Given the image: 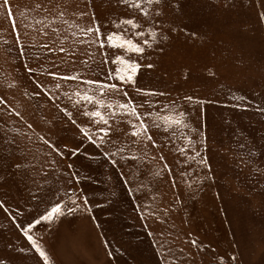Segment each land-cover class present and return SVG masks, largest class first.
<instances>
[{"label":"rangeland","instance_id":"obj_1","mask_svg":"<svg viewBox=\"0 0 264 264\" xmlns=\"http://www.w3.org/2000/svg\"><path fill=\"white\" fill-rule=\"evenodd\" d=\"M166 3L167 39L153 42L148 52L155 67L138 77L143 88L165 93L160 114L151 118L160 125L152 134L161 147L121 134L104 146L123 149L113 165L104 148L87 141L76 156L65 151L80 138L55 103L73 111L61 94L87 86L48 73L81 70L102 79L97 45L85 42L92 37L80 26L95 13L110 27L124 8L115 0H10L6 9L0 0V202L12 210L0 208L4 264H37L17 225L27 227L55 202L63 215L30 232L49 264H264V0ZM50 94L61 100L54 103ZM196 98L211 103L198 105ZM170 100L176 111L162 107ZM169 115L181 123H166ZM50 160L56 161L51 167Z\"/></svg>","mask_w":264,"mask_h":264},{"label":"snow or ice","instance_id":"obj_2","mask_svg":"<svg viewBox=\"0 0 264 264\" xmlns=\"http://www.w3.org/2000/svg\"><path fill=\"white\" fill-rule=\"evenodd\" d=\"M3 4L6 9L10 8V0H3ZM115 5L116 7H123L124 13L115 16L109 21L110 27L100 25L96 20L95 13H93L88 24L80 26V32L85 36L92 37L91 40L85 42L89 45L95 42L97 45L96 51L100 53L99 68L103 78L101 79L100 76L90 78L87 73L81 70H77L72 74L48 73L58 81L65 83L76 82L78 85L87 86L86 91L83 92L77 88L71 95L67 92L61 94V96H66L72 102L73 111H69L67 106L61 107L59 103H55L61 100V96L56 94L49 95V99L63 113V117L67 118V122H70L78 130L80 138L78 144L65 150L73 156L79 153L81 150L80 145L84 141L100 149L104 148L110 141L114 143V138L121 134L132 139L133 143L144 141L150 144L152 148L161 147L152 134L153 128H160V125L156 124L151 118L160 114V110L157 109V102L160 97H165V93L143 88L138 85V77L141 69H152L155 67L148 52V49L154 47L153 42H155V46H158L167 39V35L164 33L169 30L165 29L166 21L163 18V8L167 6V3L166 0H115ZM9 15H11L10 12ZM63 15L64 13L61 12L60 16L62 17ZM80 16H87V12L80 11ZM43 47L49 51L51 50L46 44ZM113 50H117L120 54L117 55ZM59 51L64 52L65 49L61 47ZM161 52H163V48H161ZM113 56H115L114 60L112 59ZM90 59H92L91 56ZM84 63L87 64V61ZM110 64L119 66L115 68L114 72L112 70L105 71V65ZM25 67L29 73H32L31 67L28 65H25ZM61 87L60 83L56 84L57 89ZM37 88L42 89V84L37 83ZM73 95L77 99L73 100ZM136 97H145V99L137 104L135 102ZM148 97L154 99H147ZM105 98H108L107 102ZM184 99L188 103H192L194 100L190 95L185 96ZM113 100H118L119 102L113 103ZM195 102L198 105L211 103V101L200 100L199 98H196ZM4 103V100L0 99V105ZM87 105H92L93 108L89 109ZM170 106L173 111L178 108L175 100L167 101V103L162 105L163 108ZM237 106L239 107V105ZM260 111L264 112V109H260ZM15 115L19 116L20 113L16 112ZM180 115H183V113L181 112ZM78 119L80 120L79 123L77 122ZM163 119L166 123L172 122L176 125L181 123L179 119H173L171 115L164 116ZM113 120L116 121L115 126L111 123ZM28 128L31 129L32 124H28ZM43 143L57 154H65V151H61L57 145L50 143L48 140H43ZM181 151L183 152V149ZM117 152L123 153V149L118 148ZM117 152L104 148L103 155L109 163L115 165L117 160L114 157L117 156ZM196 155L200 156V153L197 152ZM121 158L124 157L121 156ZM131 158L135 159V157ZM46 162L49 167L56 163L55 160ZM200 163H206V158L201 157ZM16 167L19 169L20 164H17ZM68 167L71 168L73 166L68 165ZM164 167L167 168L168 165L165 164ZM40 171H43V168ZM74 175H78V173ZM72 203L76 205V201ZM84 203H88L86 197L84 198ZM63 207L60 202H55L50 208H45L44 212L39 214L38 217L27 221V227L17 225L21 228L26 238L27 247L33 250L35 254H38L37 264H40V261L43 264H49L48 255L30 232L42 221H51L54 217L63 215ZM0 208L5 213L12 211L2 202H0ZM74 210L75 208L68 209L70 212ZM192 244L195 245L196 241L193 240ZM19 251L24 253L25 248L21 247ZM232 259H235V257H232ZM0 264H4L3 259H0Z\"/></svg>","mask_w":264,"mask_h":264}]
</instances>
